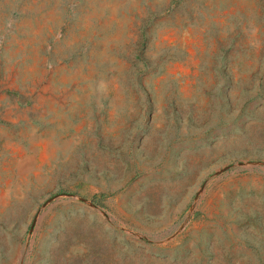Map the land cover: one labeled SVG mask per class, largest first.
<instances>
[{
    "label": "rangeland",
    "instance_id": "obj_1",
    "mask_svg": "<svg viewBox=\"0 0 264 264\" xmlns=\"http://www.w3.org/2000/svg\"><path fill=\"white\" fill-rule=\"evenodd\" d=\"M0 264H264V0H0Z\"/></svg>",
    "mask_w": 264,
    "mask_h": 264
}]
</instances>
